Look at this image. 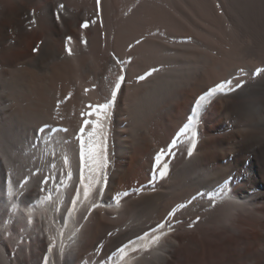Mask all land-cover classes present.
<instances>
[{"label": "bare ground", "instance_id": "bare-ground-1", "mask_svg": "<svg viewBox=\"0 0 264 264\" xmlns=\"http://www.w3.org/2000/svg\"><path fill=\"white\" fill-rule=\"evenodd\" d=\"M197 1L120 0L122 5L116 16L110 8L111 0H102L104 40L99 34L95 39L84 37L87 44H78L74 33L78 24L95 14L93 0H78L84 6L81 10L69 6L65 0H0V57L11 51L0 60V66L19 71L17 76L6 79L0 70V264H174L183 249L178 242L180 229L210 236L220 229L235 230L238 216H256L253 209L264 203V73L254 74L256 69H264V0L223 1L243 34L260 36L255 44L249 43L242 50L236 51L235 47L233 56L240 60L253 54L260 58L261 64L243 61L196 90L165 145L171 149V144L176 143L170 156L165 153L168 173L163 180L168 183L162 191L145 187L127 196L113 197L127 176L126 163L133 162L134 154L138 156L133 167L139 161L147 162L157 177L154 156L161 147L153 142L162 138L164 129H160L168 126L167 119L176 110L177 102L206 68L208 51L215 50L211 42L191 40L190 36L172 32V25L177 23L170 18V11L179 10L182 3ZM34 2L41 5L38 11L33 8ZM200 2L211 4L210 0ZM60 4L65 6L63 11L59 10ZM150 8L160 11L161 17L154 21L153 17L151 26L142 30L139 27L145 23L146 10ZM57 14L61 17L59 21ZM165 18H169V23ZM31 20L36 23H30ZM69 36L72 43L66 45ZM145 36L151 37L150 41L142 42ZM41 38L53 51L52 63H68L65 70L60 68L58 72L59 82L68 87L70 80L63 78L62 71L65 74L70 71L74 75L72 91L77 90L76 99L81 103L98 101L110 92L109 84L101 95L94 89L98 77L93 75V66L97 62L102 65L107 54L113 56L112 68L122 66L116 64L114 56L128 61L125 63L128 80L133 81L146 68L157 71L148 78L143 92L130 96L132 104L128 109L116 100L106 114L91 108L84 120L80 115L82 121L76 123L78 118L71 111L39 109L44 98L38 99L36 90L29 87V76L39 84L46 83L50 75L48 66V69L36 67L40 66L39 58L34 56L33 49L40 48ZM27 40L31 41V49ZM66 47L72 49L71 56ZM83 56L88 58L81 61ZM86 73L90 79H85ZM226 79L242 87L200 101L208 89ZM138 84L141 83L137 81L134 85ZM121 91L123 97V86ZM25 95L31 98L27 100ZM69 101L67 98L58 101L59 106ZM97 105L100 104H94ZM214 110L216 113L212 114ZM89 112L93 114L88 115ZM127 116L132 125L129 128L124 125ZM197 121L201 124L196 127ZM85 122L88 126L83 139L89 147L98 143L101 135L106 136L109 123L107 188L103 195L97 194L96 164L89 159L84 170L85 183L91 185L88 198L84 197V186L80 183V129ZM97 122L103 133L98 132L90 140L89 134ZM40 128L45 132H40ZM253 128L260 134L250 135L248 131ZM155 130L158 132L154 133ZM193 140L195 149H192ZM248 142L255 144L251 150L245 145ZM189 150L193 151L191 157L187 155ZM168 203L184 205L177 211L195 215V220H188L187 216L180 221L164 219ZM67 208L70 210L65 212ZM81 208L78 215L76 211ZM157 223H165V228L154 233L151 229ZM145 232L153 238L161 235V239L152 243L149 237H144ZM249 244L254 243L249 241ZM120 248H124L123 253ZM48 253L51 254L46 258ZM259 260H264V248Z\"/></svg>", "mask_w": 264, "mask_h": 264}, {"label": "rangeland", "instance_id": "rangeland-1", "mask_svg": "<svg viewBox=\"0 0 264 264\" xmlns=\"http://www.w3.org/2000/svg\"><path fill=\"white\" fill-rule=\"evenodd\" d=\"M65 1H66V3H69L68 4L69 6L73 7L76 10L77 9L81 10L82 7H84L83 4H80V2H78V0H70V1L65 0ZM223 1L224 0H210L211 4L209 3L210 4L209 6L207 4L200 2V0H198L195 4H193L191 2L182 3V5H180L179 10L173 9L172 11H170V18H173V20L177 23L174 25L171 24L172 25L171 29H173L172 32H174L177 35H180V36L182 35V36L187 37V38L190 36L189 39H191V40L193 38H195V39L198 38L201 40L203 39V41L211 42L213 47H215V50H214L215 52L213 50L208 51L209 52L208 55L210 54L209 55V62H208L209 64L208 63L206 64V68L197 77V79H195L193 81L192 86H190L189 89H187L185 91L186 93L184 92V94H185L184 98L177 102L176 110H175L176 112L174 111L173 115H171L169 117V119H167L168 120V126H163L165 128L159 127V128H161L160 130L164 129L162 131V135H160V137H162V138H160V140H158L157 142L155 141L156 143L153 142L154 146L160 145L159 147H161V148L166 147L165 145L169 141V135L175 130V124L177 123L179 118L181 119L183 117L182 112H184L185 109L188 107L190 100L195 96L196 90L201 85L210 84V82H211V80H213V78L225 74V72L231 66L240 65V64H242L243 61H245V62L247 61L248 63L253 64V65L261 64L260 58H258L257 56H255L253 54L244 55L243 56L244 58L242 57V59H240V60L237 59L236 56H233V54H234L233 50H236V49H237L236 51L242 50L249 43L255 44L260 39V36L258 35V33H251V34L250 33L249 34L244 33L243 34L242 31L239 30L240 28L238 27L236 22L233 20L232 16L229 14V11L224 7ZM119 2H120V0H111L110 8L112 7L111 9L116 12L115 13V15L117 14L116 16L119 15V11H120L121 5H122V2L120 4H119ZM92 3H93V6H94L96 12H95V14L90 15L92 17V19L89 16V20H91V21L94 20V21H96V23L90 24V27L88 29H83L80 27V25L83 22L78 24V26L76 28V30L77 29L78 30H77V32L74 33V36L76 37L75 40L77 41L78 44H82L81 41L84 39V37H87L90 39H95V38H98V36H96V35H99V34H100L99 37L103 38L102 41L104 40L105 34L103 32L105 31L104 25L106 24V23H104L105 20L103 18L104 6L103 7L101 6L102 0H100V6L99 7H97V0H93ZM39 4L40 3H38V2L33 3V8L35 11H38L39 8H41L40 7L41 5H39ZM220 4L223 5V9L221 8ZM183 5H185L186 7ZM218 5H219V7H218ZM77 6H78V8H77ZM181 6H182V8H181ZM208 7L210 9H208ZM183 8H185V9H183ZM193 9L195 11H193ZM182 10H183V12H182ZM147 11H148L147 19H146L145 23L143 24V26L139 27V25H137V29L139 31H140V29L144 30V29L150 27L156 18L161 17L160 11H157V9H154V8L151 9L150 8L149 10L147 9L146 12ZM226 12L228 13V15ZM80 13H81V11H80ZM155 14H157V16ZM222 15L225 19H227L226 22L221 17ZM148 17H150V19ZM152 18H153V21H152ZM165 19L169 23V18H165ZM227 22L229 24H227ZM195 23H196V25H195ZM197 24H199V25H197ZM229 25H230V28L232 30V33H230L231 30L228 31ZM197 26L198 27L200 26V27L198 28ZM203 29L206 30L207 32L206 31L204 32ZM197 31H198V34H196ZM200 31H202V32H200ZM209 31L212 33H209V35H208ZM204 33H206V34H204ZM230 34L233 35L232 36L233 39L232 38L230 39V37H231ZM150 38L151 37H149V36H145L142 39V42L150 41ZM187 38H181V39H187ZM262 38L264 40V35L262 36ZM144 39H146V40H144ZM29 40H27V43L29 42V44H27V47L30 46L29 49H31V43H30L31 41H29ZM187 40H186V42H187ZM232 40H235V41L231 42ZM237 40H238V43H237ZM38 42L40 43V48L38 51H34V56L35 57L38 56V58H39L38 63L40 66H36V67L37 68H44V67L46 68L48 66L50 69L49 70L50 75L46 78V83H43L41 81V83L38 84L36 78L29 76L30 77L29 87L31 89L36 90V91H34V90L33 91L36 92V95L38 94L37 95V98L39 97L38 99L41 100L44 98L43 100H41V101H43L42 104L38 105L39 109L40 108L45 109V110H48V109H52V110L53 109H56V110L62 109L63 110L64 109L69 113L71 111L72 112L71 114L74 115L75 117L77 116V118H78V119L76 118L77 119V121H76L75 117H73V119H74L73 121H76V123H78V122L82 121L81 118L84 120L86 113L91 109L88 107L89 105L94 106V104H103L106 102L107 98L110 99L109 93H111V88H110V92L107 95L108 97L106 96V93H105V95L103 94V96L106 97L105 100L103 99L104 97L101 96L102 99L101 98H100L101 100L97 99L98 101H95V100L90 101L89 100L87 103L79 102L76 99L77 94H78V93H76L77 90L72 91V88H71L74 75L73 74L71 75L70 71H68V74L63 73V71H62L63 78L65 80H70V82L68 83L70 86V87L68 86L69 88L67 87V84H62V83L60 84V82H59L58 72H59L60 68H62V69L64 68V70H65L64 65L68 64V63L65 61H61V63H52L53 62V51L51 50V47L48 46V44L44 43L43 38H41ZM234 42H236V43H234ZM102 44H103V42H102ZM235 47H236V49H235ZM229 52L232 54L231 55L228 54ZM10 53H11V51H10ZM10 53L1 54L0 60L2 58L7 57L8 54H10ZM107 55H108V57H107ZM107 55L104 57L105 59H104V61H103L104 63H102V65H101V63L97 62L93 66V69L95 70V72H93V75L96 78L98 77V79L95 80L96 84L94 83L95 84L94 89H96L101 95L102 89H104L108 84H109L108 86L110 87V84L115 80L117 75L121 74L120 69L123 68L124 72L126 73L125 74L123 72L125 75V83L123 85V88H124L123 97H122V91H121L118 94L116 100L119 101L118 105L119 104L123 105L126 107V109H128V107L131 106V104H132V101H131V99L133 98L132 96L133 95L136 96V95L140 94L142 90L144 91V88H147L148 83H146V81L148 80V78H150V76L146 77V79L143 81H139L138 77L140 75H144L149 70L147 68L143 69L140 72H138V74H136V76H135L136 79L134 77V79H132L133 81H131L130 79L128 80V77H126V76H128L127 71H126L127 70L126 64L128 63V61L124 60V62L126 64L125 63L122 64L121 67L116 66L115 68H112L113 66H112L111 62L113 61V58H112L113 56H109L111 54H107ZM38 58H36V59H38ZM87 58H88L87 56H83L81 61L86 60ZM130 60H131V62L133 61L132 58H129V61ZM236 62L237 63L239 62V63L237 64ZM105 63L107 64V66H105L106 65ZM48 67H47V69H48ZM0 68H1L0 70H3V74H4L6 79H8L9 76H12V75L17 76V74L19 73L18 70L13 69V68H6L3 66H0ZM68 70H71V69H68ZM29 71H32V69H29ZM87 74L88 73H86L84 75L86 80L88 78L90 79V74H88V75ZM137 81H138V83H141V84L140 85L138 84L137 86H135L134 84ZM143 84H146V85L144 86ZM131 85H133V86H131ZM134 86H135V88H132ZM129 89H131L132 91ZM6 91H9V89H7ZM45 91H48L49 94L46 93V95H45L44 94ZM25 96H26L27 100L31 98L30 96L29 97H27V95H25ZM69 96H71V97H69ZM130 96L132 98H130ZM58 98H59V100H58ZM66 98H67V101H69V99L71 100V101H69L70 103L68 102V104H64V105L62 104L61 106H59L61 104V102L59 103L58 101L64 100ZM56 102H58V104ZM44 103H45V105H44ZM208 111H209V108H208ZM214 112L216 113V110H214L212 112V114H215ZM124 119H128V116ZM127 123H129V124H127ZM199 123H200V121H197L194 125L197 127L201 124V123L200 124ZM124 125L126 127L132 126L130 124L129 119H128V121L126 120V123H124ZM107 128H109V123H107V127H106V138L108 139L107 136H109V131ZM156 132H158V130L154 131V133H156ZM248 132L250 135L253 133L260 134L259 130L255 129V128L249 130ZM164 135H166V136H164ZM147 138H149V136H147ZM153 145H150V146H153ZM245 145L250 150L255 146V144L252 142H248ZM137 150H138V152H140V149L137 148L136 151ZM137 156L138 155L134 154L133 162L132 163H129V162L126 163L127 176L120 183L119 187L116 189L115 193L113 194L114 198H116L117 196H123V194L125 192L130 193L131 191H137L138 189H143L145 187L152 188L151 191H155L157 189L162 191L164 189V187H166V185H167L166 182L168 183V181H166L165 179L164 180L163 179L153 180V177H155V173L152 170V168L147 167V162L139 161L140 163H137L135 165V167H133V165L136 163ZM153 156L154 155H152V166H153V161H154V157H155V156L154 157ZM263 156H264V147H263ZM150 181H151V183H150ZM154 187H156V188H154ZM153 188H154V190H153ZM179 206H180L179 203H177V204L176 203L166 204V212L167 213L165 214L164 219H168V213L170 211H173V210H176V214H175V216H173L171 218H175V219H178L180 221L184 217H186L187 216L186 214L177 211V209H180ZM253 211L256 213V216L248 217L247 216L248 214L245 216L244 215L238 216L236 221H234L235 230H231L229 228L220 229L216 232H213V234H211L210 236H205V235L199 234V233L194 232V231H187L184 228L180 229V233L178 236V242L181 245V247H183V249H182L181 257L179 258L178 261L176 260L174 262V264H249L250 262H251L250 264H261L262 261H264V260H259L261 257V253L263 252V248H264V203H262L257 208L253 209ZM251 212H252V208L250 209V213ZM191 218H193V220H195L196 217H195V215H192V214L186 217V219H188V220ZM104 220H105V217H104ZM249 241L254 243L253 246H250ZM47 256L48 255H46L45 257L47 258ZM251 258H253L254 260L249 262V260Z\"/></svg>", "mask_w": 264, "mask_h": 264}, {"label": "snow or ice", "instance_id": "snow-or-ice-1", "mask_svg": "<svg viewBox=\"0 0 264 264\" xmlns=\"http://www.w3.org/2000/svg\"><path fill=\"white\" fill-rule=\"evenodd\" d=\"M100 6V0H97V7ZM59 10L63 11L65 6L63 4H60L59 6ZM219 7V5H218ZM60 15L57 14L56 15V20L59 21L60 20ZM30 23L35 24L36 21L35 20H31ZM96 23V21L92 20V21H84L80 27L83 29H88L90 27V24H94ZM84 44H87L86 40H82L81 41ZM72 43V38L69 36L66 40V45H70ZM137 44L140 43V40L136 41ZM38 47L34 48L33 51H38ZM65 50L67 51L68 55L71 56L72 53V49L70 47H66ZM114 59L116 61V64L118 65H122L125 62L121 59H119L118 57L114 56ZM157 71V69L153 68L151 71L146 72L144 75H140L138 77L139 81H143L146 79V77L151 76L153 74V72ZM121 74L117 75V77L115 78V80L110 84V88H111V93H110V99H107L105 103L97 105V106H93V105H89V108H95V110L97 112H104L106 114L107 110L112 108L116 102L117 96L118 94L121 92L122 86L125 83V75L123 74L124 69L121 68L120 69ZM241 72L243 73V70H241ZM262 73H264V69H256L255 71V75L259 76ZM242 84L237 83L235 85H233L232 80H224L220 83H217L214 87L210 88L207 90L206 94L201 96L199 99L201 102L205 101L206 99L216 95L217 93H225L226 94V90L228 91H233L235 89L241 88ZM92 112H89L88 115H92ZM88 126V122H85L84 127H82L80 129V165H81V176H80V183L84 186V192L83 195L85 198H88L89 196V189L91 187L90 184L85 183L87 177H85L84 175V170L87 167V162L89 159L93 160L96 164V170H95V174H94V182L99 186L98 187V191L97 194L98 195H103L104 190L107 188V184H108V173L106 171L107 167H108V156H107V146H106V136L101 135V139L99 140L98 143L93 144L92 146H87L88 142L84 141L83 139V134H84V130L85 127ZM40 132H45V129L40 128L39 129ZM62 131H67V129H62ZM99 133H103V129L102 126L99 122H97L94 126H93V131L89 134V139L91 140L93 137H96L97 134ZM195 135V134H194ZM176 148V143L173 142L171 144V149H175ZM196 148V144L193 140L192 143V149ZM171 149L169 148H161L155 155V170L157 172V177L159 179H163L167 173H168V164L166 162V156L165 153L167 152L168 155L170 156L171 153ZM187 155L189 157H191L193 155V151L189 150L187 152ZM157 177H153V180H156ZM151 183V181H150ZM154 190V188H153ZM142 191V189H141ZM124 196H127L128 193L125 192L123 194ZM78 196V194H77ZM50 199V197H49ZM76 201H73V204H75ZM99 205H94V207H97ZM179 207H184V205H180ZM176 214V210L170 211L168 213V219L170 220L171 217L175 216ZM191 226V225H190ZM165 228V223H157L152 229L151 231L156 233V232H160V230ZM169 228H171V225L169 224ZM144 237H149V233L145 232L144 233ZM144 237H140L141 239H143ZM152 240V243H157L160 239H161V235H157L154 238L153 237H149ZM125 247H127V245H125ZM119 251L121 253L124 252V248H120Z\"/></svg>", "mask_w": 264, "mask_h": 264}]
</instances>
